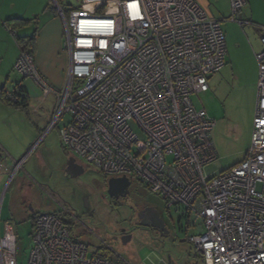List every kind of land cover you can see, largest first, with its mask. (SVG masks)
<instances>
[{
	"label": "built area",
	"instance_id": "obj_1",
	"mask_svg": "<svg viewBox=\"0 0 264 264\" xmlns=\"http://www.w3.org/2000/svg\"><path fill=\"white\" fill-rule=\"evenodd\" d=\"M52 2L64 27V85L40 73L33 52L20 51L15 63L44 96L55 95L51 120L32 150L70 114L59 129L64 145L109 177L142 183L188 225L199 221L200 232L187 236L204 264H264V50L256 55L257 101L246 155L228 169L206 172L218 160L211 134L216 121L191 96L209 90V76L226 64L221 20L197 0ZM245 3L231 0V18ZM261 40L264 45V34ZM6 96L18 99L14 89ZM16 244V223L8 219L0 264H18ZM88 252L59 214L35 215L27 264H132Z\"/></svg>",
	"mask_w": 264,
	"mask_h": 264
},
{
	"label": "rangeland",
	"instance_id": "obj_2",
	"mask_svg": "<svg viewBox=\"0 0 264 264\" xmlns=\"http://www.w3.org/2000/svg\"><path fill=\"white\" fill-rule=\"evenodd\" d=\"M215 8L218 6L212 7L214 12ZM242 12L243 10H240L235 18H231V9L227 18L221 21L225 38L230 45L225 68L209 76V90L191 96L195 106L205 108L216 121L211 134L218 160L207 166L206 172H219L240 162L251 143L254 117L252 112L257 100L259 72L255 52L262 51L264 45L253 24L240 23L239 17H242ZM12 74L9 82L16 83V80L20 82L26 78L15 69V66ZM30 80L29 83L32 84L29 90L32 98L29 109L25 111L22 108L23 111L15 110L10 115L6 114L10 123L2 136L9 139L36 140L44 133L50 120L49 116L45 117V115L52 110L53 96L49 95L43 100L41 94L43 96L44 94L40 87L34 80L31 78ZM70 120V114L64 115L57 127L42 140V157L47 167L40 163L39 167L35 168L40 158L39 155L31 152L27 155L24 164L14 170L13 177L6 186L7 189L11 184L8 192L10 198L6 196L3 216L7 218L5 214L8 206V215L14 218L12 217L14 214L9 209L10 199L20 198L17 187L19 182L27 177L26 174L34 173L35 169V175L42 182L51 184V192L44 190L41 204L37 206L45 209L51 204L53 209H45L46 212H53L55 208L54 212L68 223L73 238L88 246V255L104 254L113 262L123 259L132 264H204L201 253L187 236V233L189 235L200 232V222L192 220L196 222V226L188 225L185 218H179L180 215L175 207L166 208L163 198L137 181L131 183L129 196L116 198L109 195L106 188L109 176L63 145L59 129L67 126ZM70 156H74L84 166V172L78 176H67L63 171ZM5 161L9 162L13 159L9 156ZM140 199L149 200L163 210L171 219H168L169 226L176 227L178 235L180 233L178 226L183 227L186 233L184 238L179 239L171 235L152 236L140 229L129 242L124 243L116 231L136 224L132 206L134 201ZM67 208L70 212L66 210ZM14 219L17 231V262L27 264L32 247L33 218L17 215Z\"/></svg>",
	"mask_w": 264,
	"mask_h": 264
},
{
	"label": "crops",
	"instance_id": "obj_3",
	"mask_svg": "<svg viewBox=\"0 0 264 264\" xmlns=\"http://www.w3.org/2000/svg\"><path fill=\"white\" fill-rule=\"evenodd\" d=\"M197 2H199L212 17L221 21L227 18V15L230 14L232 9L231 0H197ZM216 5L218 8H215L214 12L212 7H216ZM241 10H243L242 17H239V19L243 21V24L249 22L253 24L260 37H262L264 34V0H246V3ZM13 19L27 20V22L18 23L17 32L25 38H28V36H34L35 41L33 44V53L35 55L36 64L40 73L51 84L56 87L63 86L68 67V55L63 50L64 27L52 0H0V151L2 152V156H4L5 162H3V165L0 168V234H3L4 232V220L11 219L15 222L14 218L17 215L32 217L34 220L37 213L46 212L45 209H53L51 204L45 209L41 206H37L38 204H41L40 202L44 195V190L51 192V184L42 182L39 177L35 175L34 169V173L26 174L27 177L25 176V178H22L17 186L20 198L17 197L16 199V197H13V199H10L11 202L9 209L10 212L14 214V216H12L14 218H11L10 215H8V206L5 214L7 218L3 216V208L6 202V196L9 197L8 192L11 184L7 189L6 186L13 177L15 162L33 152L39 155L40 158V162L36 164L35 168L39 167L40 163L45 167L48 166L45 165V159L42 157V142L37 148L32 150L33 145L38 138L36 140L33 139V142L32 140L24 141L23 139L13 140L2 136L9 127L7 126L8 123H10L6 114L8 113L10 115L13 111L22 110V108L27 111L30 106V98H32L29 90V86L32 84L29 83L31 81L30 78H23L24 80L22 79L20 82L16 80V83H20L22 86L24 90L23 94L27 96V106L21 108L10 104L4 99V95H2V89L9 90L11 88V90H13V87L17 85L15 81L9 82L10 77L13 75L12 73L14 71L16 60L21 51L19 44L7 28V22ZM226 42L229 54L230 45L227 39ZM258 53L259 52H255V57ZM251 56L253 58V53H251ZM10 85L11 87H9ZM49 95L53 96V101L55 102V95ZM49 95L43 96L41 94L43 100H46L45 98H48ZM53 107L52 110L45 115V117L48 115L50 120L53 113ZM252 113L254 116L255 109ZM50 120H48L46 128L48 127ZM38 129L40 130L39 126ZM66 149L69 150L67 147ZM9 156L12 157L13 161H5L8 160ZM70 157L68 158V161ZM68 161L64 165L63 171L67 176H71L67 170ZM76 162L83 166V164L77 159ZM40 195L41 197H39Z\"/></svg>",
	"mask_w": 264,
	"mask_h": 264
},
{
	"label": "flooded vegetation",
	"instance_id": "obj_4",
	"mask_svg": "<svg viewBox=\"0 0 264 264\" xmlns=\"http://www.w3.org/2000/svg\"><path fill=\"white\" fill-rule=\"evenodd\" d=\"M130 192L131 189H129V194L127 196L131 194ZM132 207L134 209L133 215L136 219V224L134 226H128L116 231L118 237H121L122 240L127 239V237L131 240L135 232L140 229L146 231L152 236L157 235L159 237H164L171 235L176 236L179 239L184 238V235L186 233L184 232L183 227H181L180 225L178 226L180 231L178 235L176 227L173 226L172 228L169 226L168 219L170 218H168L167 214L163 210L159 209L155 203L150 202L149 200L140 199V201H134ZM153 208H156L158 210L159 216L156 215ZM141 222H146L148 225H143ZM180 222L181 221L179 220V224ZM130 240L126 241L125 243L129 242Z\"/></svg>",
	"mask_w": 264,
	"mask_h": 264
},
{
	"label": "water",
	"instance_id": "obj_5",
	"mask_svg": "<svg viewBox=\"0 0 264 264\" xmlns=\"http://www.w3.org/2000/svg\"><path fill=\"white\" fill-rule=\"evenodd\" d=\"M4 156H2V152L0 151V168L3 165ZM68 173L71 176H78L84 172V167L76 162V158L74 156L70 157L68 161ZM132 181H130L127 177H109L107 181V192L109 195L114 196L116 198L125 197L129 194V189ZM154 212L157 216H159L158 210L153 208ZM143 225H148L146 222H141ZM130 240L123 239V242Z\"/></svg>",
	"mask_w": 264,
	"mask_h": 264
},
{
	"label": "trees",
	"instance_id": "obj_6",
	"mask_svg": "<svg viewBox=\"0 0 264 264\" xmlns=\"http://www.w3.org/2000/svg\"><path fill=\"white\" fill-rule=\"evenodd\" d=\"M58 1L62 2V0H58ZM55 9H56V7H55ZM24 22H27V20H24V19H13L11 21H8L7 25L11 26L15 30L16 37H14V38L17 41V43L19 44L20 50L21 51L22 50H28L30 52H33V44H34V41H35L34 40L35 39L34 36H28V38H25V37L19 35L18 32H17L18 23H24ZM23 92H24V90H23L22 86L20 85V83L17 84L14 87V94L16 95V97H18V99L16 100V102L15 101L13 102L6 96L7 90L2 89V95H4V99L8 103L13 104V105H15L17 107H21V108L27 106V96L24 95Z\"/></svg>",
	"mask_w": 264,
	"mask_h": 264
}]
</instances>
